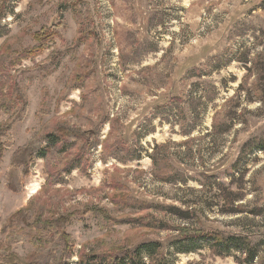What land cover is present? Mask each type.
Segmentation results:
<instances>
[{
    "label": "rangeland",
    "instance_id": "1",
    "mask_svg": "<svg viewBox=\"0 0 264 264\" xmlns=\"http://www.w3.org/2000/svg\"><path fill=\"white\" fill-rule=\"evenodd\" d=\"M75 1L12 0L3 21L0 58L12 63L26 106L17 118L0 114V125L15 127L0 162V245L2 223L35 196L33 219L73 216L71 264L85 246L167 248L182 229L249 237L259 251L251 264H264V0ZM43 30L57 31L52 44L20 60ZM48 125L97 134L89 171L44 188L36 159L23 192L11 193L12 155ZM118 145L133 154L114 155ZM10 251L27 259L35 249L26 240ZM176 257L174 264H247L206 244Z\"/></svg>",
    "mask_w": 264,
    "mask_h": 264
},
{
    "label": "trees",
    "instance_id": "2",
    "mask_svg": "<svg viewBox=\"0 0 264 264\" xmlns=\"http://www.w3.org/2000/svg\"><path fill=\"white\" fill-rule=\"evenodd\" d=\"M11 1H0V36H3L4 33L3 21L7 16ZM75 2L77 4L79 0ZM37 37L39 40L37 46L32 50L22 52L19 55L20 60L34 59L40 55L57 37V31L43 30ZM6 44L7 42L3 47ZM6 62H9L8 59L0 58V114L17 118L23 115V113H19L18 108L21 104L26 106V99L10 74L12 63L6 65ZM17 64L18 61H16L15 66ZM14 128V123L8 122L0 125V162L5 152L10 150L14 144ZM96 136L95 132H81L64 125H59L52 131L50 125L46 126L41 134H34L25 146L16 150L12 155L5 174L6 187L11 193H22L25 180L31 174V165L36 159L44 161V170L48 176L44 188L64 184L65 178L77 169L89 171L92 151L99 145V139ZM95 138L96 140L93 141ZM260 146L258 148L264 150ZM116 148L114 151L116 156L120 153L125 154V157L133 154L124 146L119 147L118 145ZM71 154H73L72 159L62 168V163ZM105 158L106 156H104ZM153 162L157 164L155 159ZM2 174L3 170L0 166V177ZM175 182L180 181L176 179ZM34 197L31 198L29 205L2 223L1 232L6 236V241L0 245V264H71L70 261L76 254V247L69 234L73 216L65 214L46 218L40 214L33 219L29 210ZM167 211L186 218L191 216V213H182L174 208H169ZM104 216L108 221L117 222L109 215ZM116 224L121 223L117 222ZM17 226H23L25 229L19 227V231L16 232ZM160 226L164 228L163 225ZM180 232L176 239L168 244L167 248L161 242L152 241L129 248L123 247L113 250L110 247L108 251L95 253L94 251H86L85 246L77 253V264H174L177 255L197 252L203 244L210 247L219 257L225 258L232 254H238L247 264H251L259 258L258 248L249 237L230 235L223 237L216 233H205L201 229H182ZM105 236L95 240L93 244L105 240ZM26 240H30L35 249L32 256L25 259L10 251L11 246L22 244Z\"/></svg>",
    "mask_w": 264,
    "mask_h": 264
}]
</instances>
